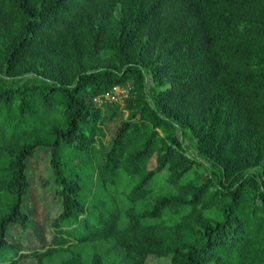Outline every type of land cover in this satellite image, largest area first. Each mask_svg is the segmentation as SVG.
<instances>
[{
    "label": "trees",
    "instance_id": "obj_1",
    "mask_svg": "<svg viewBox=\"0 0 264 264\" xmlns=\"http://www.w3.org/2000/svg\"><path fill=\"white\" fill-rule=\"evenodd\" d=\"M121 1L0 0V264H16L26 247L8 231L28 225L27 159L41 146L51 148L63 200L47 255L74 241L115 238L134 264L150 254L172 255L174 264H264V162L248 176L249 157L239 150L250 134L264 133V0H133L132 23L114 44L122 71H56L43 83L13 74L29 56L45 61L67 42L77 48L81 24ZM140 64L156 81L154 103L143 104L140 120L131 113L111 149L102 146L90 163L102 115L118 106L91 98L135 76ZM176 126L214 158L203 184L185 181L193 164ZM259 149L250 157L263 158ZM166 168L174 193L140 211ZM210 209L219 210L216 223L190 230ZM62 264L87 263L75 253Z\"/></svg>",
    "mask_w": 264,
    "mask_h": 264
},
{
    "label": "rangeland",
    "instance_id": "obj_2",
    "mask_svg": "<svg viewBox=\"0 0 264 264\" xmlns=\"http://www.w3.org/2000/svg\"><path fill=\"white\" fill-rule=\"evenodd\" d=\"M135 11L133 0H123L114 5L111 12L107 14H97L94 19L84 21L80 32L74 35L78 47H74L73 42H67L63 47H59L56 55H48L42 61V55L29 56L25 60L21 70L14 71L17 79L32 83L47 82V78L53 79L54 72H79L99 73L123 70V60L115 53L114 44L119 40L123 26L129 27L132 23ZM43 52L42 54H47ZM57 64H59L57 66ZM141 67V68H140ZM136 75L128 78L120 84H129L130 92L127 96L119 97L118 100L110 102L103 98L102 104H97L94 97L91 102L97 106L105 104H116L113 112L102 115L105 119L103 132L97 143L98 151L88 155L90 163H96L102 157V146L111 149L118 135L120 127L133 112H138L136 120L145 117L141 113V108L145 102L154 103L156 81L147 66L140 64ZM56 75V74H55ZM108 92V91H107ZM105 92V93H107ZM105 93L96 95L101 96ZM143 126H148L146 118L141 120ZM161 134L170 141L166 133ZM173 132L180 138L193 168L185 181H195L203 184L207 181L211 169L214 168V158L202 151L199 138L190 131L183 130L179 126L173 128ZM244 146H239L242 157H249L247 162L248 176H256L263 168L264 162V133L250 134L248 140L241 141ZM247 143V144H246ZM262 149L263 158L250 157L252 151ZM259 149V150H260ZM87 157V155H86ZM52 151L50 147L41 146L28 157V167L26 170L29 187L24 195L23 209L29 215L27 227L14 224L8 231L10 240L21 243L26 247L16 260V264H62L70 259L75 253H80L87 264H92L94 259L100 257L103 264H134L132 256L128 250L120 245L115 238L107 240H97L93 242L79 243L77 241L61 246L53 255H47L46 251L54 237L53 223L63 210V200L57 190L55 183V173L51 164ZM158 165L157 155L153 156L149 162V169H155ZM168 168L161 172V181L155 190L137 207L140 211H149L157 200L168 194L174 193L166 178ZM220 214L218 209L205 211L189 222V229L196 232L201 228L215 224ZM26 253V254H24ZM38 253V256H35ZM25 255V256H21ZM144 264H174L173 256H158L150 254Z\"/></svg>",
    "mask_w": 264,
    "mask_h": 264
},
{
    "label": "built area",
    "instance_id": "obj_3",
    "mask_svg": "<svg viewBox=\"0 0 264 264\" xmlns=\"http://www.w3.org/2000/svg\"><path fill=\"white\" fill-rule=\"evenodd\" d=\"M130 92V85L129 84H116L114 85L107 93L101 96H95L93 99L97 104L103 103V98L110 102H114L118 100L119 97L127 96Z\"/></svg>",
    "mask_w": 264,
    "mask_h": 264
}]
</instances>
